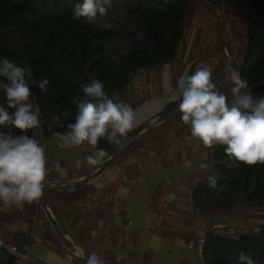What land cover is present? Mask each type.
<instances>
[{"label": "crops", "instance_id": "crops-1", "mask_svg": "<svg viewBox=\"0 0 264 264\" xmlns=\"http://www.w3.org/2000/svg\"><path fill=\"white\" fill-rule=\"evenodd\" d=\"M219 1L189 0L176 57L132 77L118 102L131 105L135 126L120 145L110 144L101 163L87 164L85 156L95 151L90 146L59 148L63 132L51 130L59 120L40 115L35 138L48 161L46 199L11 208L0 203V238L40 264H85L93 251L106 264H192L201 239L237 238L242 229L252 234L258 221L243 225L241 209L196 206L204 196L197 188L213 172L218 146L206 148L191 136L180 120L179 99L172 98L176 80L198 67L210 66L225 94L231 83H223L225 68L241 75L234 61L248 52V0L224 10ZM227 228L231 233L224 234ZM0 264L13 263L0 252Z\"/></svg>", "mask_w": 264, "mask_h": 264}, {"label": "trees", "instance_id": "trees-1", "mask_svg": "<svg viewBox=\"0 0 264 264\" xmlns=\"http://www.w3.org/2000/svg\"><path fill=\"white\" fill-rule=\"evenodd\" d=\"M5 1L10 10L0 3V40L10 46L0 45V60L4 59L3 54H8L9 60L28 69L34 80H49L45 91L36 87L37 106L45 120L56 116L63 120V125L57 130L63 133L67 131V125L74 122L76 101L86 99L82 91L84 84L97 79L104 83L110 97L113 91L121 96L140 69H152L172 61L182 40L184 19L189 9V0H111L107 14L97 18L107 21L109 26L95 28L85 18L77 19L72 15L73 6L83 0ZM247 2L250 3L249 45L241 76L258 92L264 89V0ZM12 13L40 19L28 25L24 18L18 24L12 19ZM61 22L68 23V26L58 29L48 25ZM94 37L103 44L120 45L122 48L108 51L102 45L93 51L91 42ZM2 102L6 99L0 88V106ZM9 127L14 134L34 136V129L21 133L13 126L5 125L0 126V130L7 131ZM109 146L106 139H101L97 147L107 150ZM224 147L218 146L217 163L209 175L217 177V185L211 188L207 179L203 186L197 188V194L210 199L219 193V196L227 198L222 186L238 192L242 181H245V201L264 204V164L251 165L250 169L240 164L229 168V159L227 163L221 160L226 157ZM255 166L260 169L255 183H252ZM236 200L244 199L238 197ZM196 206L201 207V203L196 201ZM250 246L259 247L261 254H258L256 263L264 264V229L258 235L245 233L237 238L212 234L206 240L205 261L237 264L240 254ZM10 260L13 263V259Z\"/></svg>", "mask_w": 264, "mask_h": 264}, {"label": "clouds", "instance_id": "clouds-1", "mask_svg": "<svg viewBox=\"0 0 264 264\" xmlns=\"http://www.w3.org/2000/svg\"><path fill=\"white\" fill-rule=\"evenodd\" d=\"M110 7L111 0H83L73 6L72 15L91 24L105 16ZM225 73L223 83L231 82L228 94L213 81L212 68L207 65L176 80L172 98L179 99L180 120L204 147L226 146L229 168L240 163L264 164V97H254L248 90V81L230 65ZM0 78L7 102V107L0 106V126L11 125L21 133L39 127L40 109L30 101L32 86L43 92L49 80L30 79L28 69L7 58L0 60ZM82 91L86 99L76 101L74 122L59 136L58 147L90 146L95 151L85 160L88 165H96L108 155L105 149L97 147L101 139L120 145L135 126L136 116L131 105L118 102L119 92L113 91L110 97L100 80L84 84ZM166 91L172 94L170 89ZM47 163L45 146L34 136L14 134L12 127L0 130V203L11 208L39 200L45 187ZM56 167L61 175L66 173L59 164ZM208 181L211 188L217 185L216 176H209ZM239 260L241 264H254L243 253ZM85 264L106 261L93 251L85 258Z\"/></svg>", "mask_w": 264, "mask_h": 264}, {"label": "rangeland", "instance_id": "rangeland-1", "mask_svg": "<svg viewBox=\"0 0 264 264\" xmlns=\"http://www.w3.org/2000/svg\"><path fill=\"white\" fill-rule=\"evenodd\" d=\"M15 1H18V0H13L12 3H14ZM0 3H2L6 9L10 10V5L8 3H6L5 0H0ZM232 4H230V5H232ZM246 5H248V7L250 9V3H246ZM189 6H190V4H189ZM17 9L20 11L21 7L18 6ZM224 9H226V8H224ZM11 17L18 24L20 23V20L21 19H24L25 18L26 19L25 20L26 21V24H28V25L29 24H32V23H35V22L39 21V19H40L38 17H32V16L29 17V16L23 15V14L22 15H18L17 13L16 14H13L12 13L11 14ZM132 18H133V16H132ZM149 18L151 19V17H149ZM0 20H1V18H0ZM86 22H87V20H86ZM91 24L94 25L95 28H104V27L109 26V24H108L107 21L101 20V19H97L96 21H94ZM48 25L50 27H52V28H58L59 29V28H62V27H67L68 26V23L61 22V23H58V24H48ZM0 45L1 46H5V47H9L10 46L9 43H6V42L1 41V40H0ZM102 45L108 51H115V50H119L120 48H122L120 45L118 46V45L103 44L100 40H97L95 37L92 39L91 48H92L93 51L98 46H102ZM263 46H264V42H263ZM125 50L126 49H124V51ZM7 55L6 54H3V57L4 58H7V59H10L9 56H7ZM238 59L239 58H237V60ZM237 60L234 61V62L237 65L239 64V68L242 71V68L244 66L243 64H244V60L245 59L242 60V61H241V59H239V62H237ZM140 70H142V69H140ZM29 75H30V79H33L32 78V75L31 74H29ZM230 87H231V83H228V87L226 89L228 90V89H230ZM32 90H34L36 92V86L35 85L32 86ZM248 90L256 98L264 97V89H259L258 92H256L255 89H252V87L249 86ZM228 93H229V90H228ZM35 98H36V101H37V93L35 94ZM30 101L33 103V105L35 104L34 103L35 102V99H32L30 97ZM2 106L7 107V102H2ZM36 106H37V104H36ZM9 110H11V109H9ZM11 111H13V110H11ZM54 118H57L59 121L56 123V125H53L52 126L51 130L52 131H57L63 125V120H61L58 116H56ZM33 129H34V136H35L36 133H37L36 132L37 130L35 128H33ZM228 159H229V157H227V156L221 158L222 162H225V163H227ZM240 165L241 166H246L247 169H250L251 168V166L245 165V164H242V163H240ZM259 165H261V163H259ZM259 169L260 168L258 166H255L254 167L253 172H252V180H253V181L251 180L252 183H255V181H256L255 179L257 177V174L259 172ZM245 183H247V182L242 181L241 188H239V191L238 192H231V190L228 188V186L224 185V186H222V189L225 190V193L224 194H226V197L227 198L219 196V193H215V194H213V196H210V199H207L206 196L201 197L200 198V203L202 204V207L203 206L204 207H219V205H222V204H225L226 203L227 204L226 207H228V208H231L230 206L237 207V208L234 209L235 211H238V210L241 209L242 215L244 217L243 225H246V226L248 225V227H249L251 223H255V222L258 221L255 224L256 226H253V232H252V234H255V233L256 234H259L264 229V204H257V202H251V201L248 202V201H245V197L247 195V192H246V188L247 187H246ZM250 189H251V187H250ZM238 197H240L241 199L243 198L244 200L243 201H237L236 198H238ZM240 205H241V207L239 208L238 206H240ZM243 227H245V226H243ZM250 230L251 229H242L240 232H236V235H239L240 236L242 234H245L246 231L249 232ZM230 231H231L230 228H227L226 233H224V234H229V233H231ZM243 251H244V255L245 256H250L251 259H252V261L254 262V264H257L256 263L257 256H258V254H261L260 253V250H259V247H255V246H252L251 247L250 246L248 248H245ZM235 261H237V260H235ZM237 264H241L240 260L237 261Z\"/></svg>", "mask_w": 264, "mask_h": 264}, {"label": "built area", "instance_id": "built-area-1", "mask_svg": "<svg viewBox=\"0 0 264 264\" xmlns=\"http://www.w3.org/2000/svg\"><path fill=\"white\" fill-rule=\"evenodd\" d=\"M233 2H235V0H220L217 3V7L224 9ZM205 246L206 239L204 238L198 242L196 249V261L192 264H206L204 255ZM67 250L71 251L68 247ZM0 252L12 258L13 264H39V262L30 253L23 251L18 245L7 239L0 238Z\"/></svg>", "mask_w": 264, "mask_h": 264}, {"label": "water", "instance_id": "water-1", "mask_svg": "<svg viewBox=\"0 0 264 264\" xmlns=\"http://www.w3.org/2000/svg\"><path fill=\"white\" fill-rule=\"evenodd\" d=\"M42 196L46 199V195H45V187H44V191H43ZM212 220H214V219H212Z\"/></svg>", "mask_w": 264, "mask_h": 264}]
</instances>
